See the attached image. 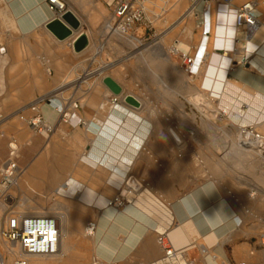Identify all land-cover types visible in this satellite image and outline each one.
<instances>
[{
    "label": "crops",
    "instance_id": "1",
    "mask_svg": "<svg viewBox=\"0 0 264 264\" xmlns=\"http://www.w3.org/2000/svg\"><path fill=\"white\" fill-rule=\"evenodd\" d=\"M61 1L65 3L66 13L72 14L80 24L63 41L47 28L58 19L49 9L48 0H0V168L14 149L15 161L23 172L18 186L6 197L0 195L3 212L0 241L5 248V260L9 257L1 231L6 216L11 212L21 216L37 211L57 212L58 201L63 198L74 207L59 209L61 214L69 213V222L61 234L60 264H255L252 255L257 254L256 245L253 238L235 225L236 217L243 221L245 217L232 203L231 195L208 182L207 169L195 167L189 160L191 155L184 150L176 151L167 127L177 125V119L160 120L154 114V118L149 117L152 132L129 173L143 186L140 191H132L133 202L119 210L97 206V199L111 201L122 193V188L111 183V168L91 166L83 158L96 144L92 121L106 125L110 117L115 95L104 83L105 79L124 86L114 79L112 68L126 58L127 42L106 29L112 0ZM248 1L259 3L261 28L248 42L241 32L234 30L233 19L227 16L224 26L233 35L222 38L230 42L231 48L218 52L231 61L226 70L228 82L264 98V0H235L236 5ZM181 2L178 8L175 4L166 10L165 13L173 11L175 15L162 28L155 26L161 20L160 15L152 18L151 27L137 28L134 33L140 39L152 34L153 47L177 49L178 58L199 57L193 73L189 74L198 76L202 60L207 62L211 56L206 49L212 36L214 12L209 40H203L204 20L208 19L204 2L194 11L191 0ZM215 25L219 26V22ZM82 35L86 36L88 45L76 52L74 44ZM113 36L114 42L125 44L123 52L120 46L114 60ZM167 38L173 41L171 47L164 43ZM248 43L258 50L249 65H243L240 61ZM171 54L169 59L175 62ZM151 56L157 66L168 69L163 57L155 52ZM163 73L171 81L170 70L165 73L163 69ZM124 91L127 92L125 86ZM42 96L57 98L56 103H46L40 108L41 117L53 128L50 135L38 134L16 114ZM59 102L76 104L78 109L59 112ZM74 113L72 119L64 116ZM10 115L13 116L7 118ZM24 117L32 114L25 112ZM203 152H199V158H205ZM71 181L91 190L93 202L83 204L63 197L61 190ZM80 195L79 190L76 198ZM88 222L96 224L93 237L84 235ZM163 234L172 243L171 258L166 257L165 249L159 245Z\"/></svg>",
    "mask_w": 264,
    "mask_h": 264
},
{
    "label": "bare ground",
    "instance_id": "2",
    "mask_svg": "<svg viewBox=\"0 0 264 264\" xmlns=\"http://www.w3.org/2000/svg\"><path fill=\"white\" fill-rule=\"evenodd\" d=\"M259 8L260 6H258V10ZM165 12L166 10L164 11V13ZM153 17H160V14L154 13ZM215 20L217 21V18ZM218 20L219 26H214L212 38L210 41V45H212V48H214L212 51L214 52V54L210 56L211 51H209L210 57L207 58L208 65L205 68V78L200 85V88L208 90L209 94L205 95L200 89V91L190 94L188 96L191 97L188 103L192 105L196 109L195 111H197L203 117V119L207 121V129L209 128L208 130L212 131L211 136L219 137L220 141L224 142V145L221 144L223 146L222 152L226 153L225 155L223 154L224 159L228 158L230 155H232V153L240 151L241 154H250V156L253 157L255 161L259 160L261 162H264V98H261L260 96H257L247 90H244L238 85L228 82V80L226 79V70L231 65V61L227 60V57H223L222 55H220L218 51L220 49L231 48L230 42L225 41L222 37L232 36L233 32L231 29H226V27L224 26L225 22L227 21L226 14H221ZM115 34L119 35L122 39H124L127 43L130 44L132 51L131 54L134 55L139 53L143 58L147 57L144 52L148 53L150 48L144 50L143 43L140 42V40H138L134 35H131V32L111 31V35ZM246 47L248 49V55L251 54L253 50H255L254 46H252L251 43L246 45ZM209 48L210 47H208L206 50H208ZM153 50L157 51V53L160 52V57H163L166 63H168V65L170 66V68L168 67V69H166L167 67L165 68V66H161V69H164L165 73H167V70H170L171 75H173L171 85H183V90L186 89L185 91L191 93V89L187 87L189 84L188 81L183 80V73L181 71V67L177 66L176 64H171V61L169 59V55L171 53L177 54L178 50L171 49L167 51L166 49H163L158 46L155 49L153 48ZM197 60H199V57ZM165 77H167L166 79L170 78H168V76ZM120 87V94L115 95L112 100V107L110 109L111 113L109 118L106 117L108 118L106 119V125H104V123L100 124V122L98 124V120H96V122H93L94 120L92 121L91 130L96 135V144L95 147H93L92 152H90L88 155H85L83 160H86L85 163L90 164L91 166L100 167L102 165H105L106 167L111 168L113 170L111 183L117 186L118 188H122V194L126 195L127 204H131L134 199V193H132V191H140L143 186L137 178H134L129 173L135 163L136 156L141 150H143L145 142L152 132V123L149 122V118H144L142 116L143 110L146 106V103H144L145 101L135 95L125 94L124 86L120 85ZM223 115L225 116L226 120H223V124H219L217 120L220 116ZM195 118L196 117H194V119ZM167 131L173 141V145L175 146L176 151L178 152L182 151L181 149L184 148V143L186 139H191L195 136L194 132L181 134V132L176 131V129L172 127H169ZM215 148L217 149L218 147ZM104 151H106V153ZM86 188L80 184L72 182L69 184V186H66L65 189L61 190V195L66 199H77L76 201L78 202L80 200V202H83V204H88L93 202L92 198H94V193ZM79 190L81 195L76 198L77 191ZM235 193L237 192L235 191ZM234 195L238 200L240 196L237 197L236 194ZM100 198L102 197L100 196ZM60 199V202H58L57 205V212L55 210V212L52 213L45 211L30 212V214L32 215L51 216L58 221L60 228L59 246L61 245L60 241L62 237V229L65 228L66 224L69 222V213L64 212V214H61L62 212H60L59 209L65 210V208L74 207L72 202H68L69 200H66L67 202H65V199ZM107 200V198L99 199V201L97 199L96 204L99 207L105 206L106 208H109L110 206L108 205L110 201ZM112 200H114V198ZM246 200L248 203H250V205L252 204L254 206L256 201V193L252 191L248 192L246 195ZM255 209L260 210L256 207ZM2 213L3 212L0 209V224L2 219ZM71 213H73V211ZM248 214L249 218L253 219L254 214L252 213V211L251 213L248 212ZM245 215L247 216V214ZM89 223H92V225L95 227L94 230L93 228L88 226ZM95 230L96 224L94 222H88L84 227V235L87 237H93L95 234ZM163 235H165L167 240L170 241L166 234ZM5 246L8 250L10 263L13 264V260L18 256V250L14 248L12 249L6 243ZM59 246L57 254L49 257H29L28 264H57V262L60 263L62 261L63 256L61 253L62 251L60 252L59 250ZM3 252L0 251V264H3ZM35 257H38L39 259L33 260ZM166 257L169 258L167 254ZM252 257H255L252 259L255 264H264V254H253Z\"/></svg>",
    "mask_w": 264,
    "mask_h": 264
},
{
    "label": "rangeland",
    "instance_id": "3",
    "mask_svg": "<svg viewBox=\"0 0 264 264\" xmlns=\"http://www.w3.org/2000/svg\"><path fill=\"white\" fill-rule=\"evenodd\" d=\"M181 3H183L181 2V0H149L148 10L151 19L154 13L161 15V20H159V22L156 21L157 24L155 23V26L157 28H162L165 21H171V19H173L172 15H175V12L172 11L163 13L162 11L169 10L175 4L178 8ZM214 26L215 20L213 15V30ZM131 35H134L138 40H140V42L143 43L144 50L150 48L148 53L144 52L147 57L143 58L139 53L134 55L131 54V46L129 43H127V56L122 61L121 65L112 68L113 77L119 82L121 81L122 84L126 87L127 92L125 94L135 95L145 101V109H147V111L145 110L144 113H142L145 118L158 117L161 120L163 119V117H171L178 120V124L172 127L176 129V131L181 132V134H187L189 132L195 133V136L193 138L186 139L184 148H182L181 150L186 151V153L184 152L185 154L188 153L189 155H191L189 160L194 164L195 167L202 166L207 169L208 182L217 185L222 193L231 195L230 198L232 200V203L240 210L241 214L245 217V220L240 227L242 232L253 238V241L256 245L257 254L263 255L264 247L262 245L264 241V162H261L259 160L255 161L254 158L250 156V154H241L240 151L236 153L234 152L228 158L224 159L223 156L226 153L222 152L223 146L221 145H224V142H221L219 137L211 136L212 131H209V128L207 129V121L203 119V117L197 111H195L196 109L188 103V101L191 99V97L188 96L200 91L201 89L200 85L204 81L205 77L203 76V74L205 72V67L208 65V62L202 60L201 68L203 69L200 70L198 76H190V71L182 65L183 56L178 58V54H171L172 58L176 59L175 62H171V64H176L177 66L181 67L183 79L188 80L189 84L187 87L191 89V93H188L187 91H185L186 89L183 90L181 85H171L172 79L171 81L169 79H166L167 77L165 76L167 74L164 76L161 66H157L156 63L152 62V52H155L156 55L158 54L160 56V52L157 53V51L153 50V48L155 49L157 48V46L153 47V38L151 37L152 34L146 36L145 39H140L134 33V31H131ZM112 38V60H114L120 46H122L121 51L123 52V47H125V44L124 42H121V44H119L118 42L116 43L114 42L115 37L113 36ZM169 39H164V43L167 47H171L173 45V41ZM209 47L210 48L208 49V53L209 51H211V55H213L214 52H212V45H210ZM190 58H193V56ZM176 61L178 63H176ZM201 91L205 95L209 94V91L206 89H201ZM155 107H158V109H156ZM167 107L173 108L171 109ZM194 117L196 118L194 119ZM223 120H226L224 115L220 116L217 122L219 124H223ZM168 128L169 127H167V129ZM215 147L218 148L216 149ZM201 150L204 151L203 153H206V156H204L205 158L198 157V154ZM179 152L182 153L181 151ZM201 161L202 165L200 164ZM198 170L200 169L197 168V171ZM235 191L237 193H235ZM250 191L256 193L255 205L253 206L251 204L253 207L246 200V195ZM234 194H236L237 197L240 196L238 200ZM239 201L242 203V205ZM58 202H60V200ZM258 204L260 207L258 206ZM255 207L259 208L260 210L255 209ZM251 211L254 214L253 219L249 218L248 212L251 213ZM245 214H247V216ZM4 250L5 248L0 241V251L3 252ZM6 253L8 255L7 247ZM3 255V264H12L10 263V258L8 261L5 260L4 252ZM38 259V257H35L33 260ZM57 264L60 263L57 262Z\"/></svg>",
    "mask_w": 264,
    "mask_h": 264
},
{
    "label": "built area",
    "instance_id": "4",
    "mask_svg": "<svg viewBox=\"0 0 264 264\" xmlns=\"http://www.w3.org/2000/svg\"><path fill=\"white\" fill-rule=\"evenodd\" d=\"M191 11H194L200 2H204V12L207 20H204V30L202 32L203 40H209L211 19L214 20L221 14L231 16L233 19V28L243 34L246 41H250L258 29L261 28L262 22L258 14V3L256 1H248L241 5H236L235 0H191ZM149 0H112V12L106 22V29L111 31H134L137 28L144 27L148 29L152 26V19L148 10ZM49 9L61 19L66 14L65 3L61 0H48ZM216 10V11H215ZM215 11V14L213 12ZM211 14L212 18H211ZM213 21V19H212ZM249 44V43H248ZM246 44V45H248ZM255 48L248 55V49L245 46V54L241 57V64L249 65L252 56L257 52ZM3 51V50H2ZM197 56L190 58L183 56L182 65L191 73L196 65ZM57 98L42 96L36 98L32 103L19 110L17 116L27 123L38 134L50 135L53 128L45 123L40 115V108L44 104L52 105L56 103ZM117 102V101H114ZM69 111H68V110ZM78 109L73 103H61L57 105L59 112L66 111L71 113L72 110ZM25 112H30L32 117H24ZM13 115L8 116L11 118ZM67 119H72L74 114H65ZM15 150L10 153L9 159L0 168V195L6 197L15 187L18 186L22 176V170L15 161ZM127 205L126 195L122 193L118 197L109 202L110 207L117 210ZM235 225L241 227L243 220L240 217L235 218ZM94 230L92 223H89ZM89 227V228H90ZM2 240L12 249L18 250V256L13 260V264H28L29 257L45 256L49 257L58 253L60 240V228L58 221L47 215H29L21 216L15 212H11L6 216V221L1 231ZM159 245L165 249L169 258L174 256L172 243L167 240L166 236H160ZM264 247V245H262Z\"/></svg>",
    "mask_w": 264,
    "mask_h": 264
},
{
    "label": "water",
    "instance_id": "5",
    "mask_svg": "<svg viewBox=\"0 0 264 264\" xmlns=\"http://www.w3.org/2000/svg\"><path fill=\"white\" fill-rule=\"evenodd\" d=\"M47 28L61 41L71 37L73 31L80 28L79 22L73 17L72 14L66 13L61 19H54L48 24ZM88 45L86 36L82 35L74 44V50L76 52L83 51ZM104 83L112 91L114 95H118L121 92V88L112 79H105ZM129 103V102H128Z\"/></svg>",
    "mask_w": 264,
    "mask_h": 264
}]
</instances>
